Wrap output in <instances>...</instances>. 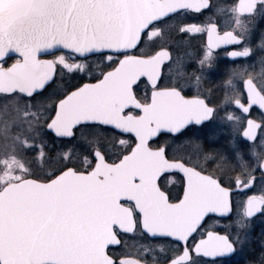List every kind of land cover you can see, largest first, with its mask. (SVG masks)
Wrapping results in <instances>:
<instances>
[{"label": "snow or ice", "instance_id": "obj_1", "mask_svg": "<svg viewBox=\"0 0 264 264\" xmlns=\"http://www.w3.org/2000/svg\"><path fill=\"white\" fill-rule=\"evenodd\" d=\"M260 21L264 0H0V264H264ZM232 45L252 62L206 88Z\"/></svg>", "mask_w": 264, "mask_h": 264}, {"label": "flooded vegetation", "instance_id": "obj_2", "mask_svg": "<svg viewBox=\"0 0 264 264\" xmlns=\"http://www.w3.org/2000/svg\"><path fill=\"white\" fill-rule=\"evenodd\" d=\"M225 3H231L232 0H224ZM260 25L264 26V21H260ZM207 43V35L206 33L203 35L202 39H195L191 41V45L192 48L189 49V51H192L193 49H201L204 47V45ZM235 45L232 46H221L220 51V57H219V68L213 72L212 76L210 77L208 83L205 85L206 88L209 89H214L216 87V85L219 83V79L220 77L230 68H232L235 65L238 64H242V63H251V60H244V59H240V60H230L226 57V54L224 52L225 48H228L229 50H231L232 48H235ZM259 53H255V55L252 57V60H254L256 58V56H258ZM256 70H259V65H256ZM1 96V95H0ZM253 117L254 118H258V112H253ZM55 147H59V145H55L54 146V150ZM181 150H183L181 148ZM264 229V224H261L259 221H257L254 224V227L252 229V233L254 238H256L257 241V245L259 243V238H260V233L261 230ZM122 240H126L127 241V247L128 250L132 253H135L137 247H138V237L137 236H133L132 234H126L124 237H121ZM117 250L120 249L121 246H114Z\"/></svg>", "mask_w": 264, "mask_h": 264}, {"label": "rangeland", "instance_id": "obj_3", "mask_svg": "<svg viewBox=\"0 0 264 264\" xmlns=\"http://www.w3.org/2000/svg\"><path fill=\"white\" fill-rule=\"evenodd\" d=\"M4 102V97L3 96H0V104H3ZM238 260H244L245 257L241 256V257H237Z\"/></svg>", "mask_w": 264, "mask_h": 264}, {"label": "water", "instance_id": "obj_4", "mask_svg": "<svg viewBox=\"0 0 264 264\" xmlns=\"http://www.w3.org/2000/svg\"><path fill=\"white\" fill-rule=\"evenodd\" d=\"M1 95H4V94H1Z\"/></svg>", "mask_w": 264, "mask_h": 264}]
</instances>
